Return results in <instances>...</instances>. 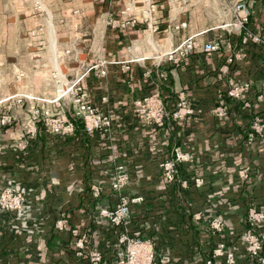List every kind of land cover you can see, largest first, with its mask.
<instances>
[{"label": "crops", "instance_id": "0c3cea01", "mask_svg": "<svg viewBox=\"0 0 264 264\" xmlns=\"http://www.w3.org/2000/svg\"><path fill=\"white\" fill-rule=\"evenodd\" d=\"M194 1L193 8L176 16L178 21L189 24L188 29L178 33L167 35L175 15L164 5L160 8L159 33L149 35L137 26L125 31L103 29L101 40L97 34L95 44H100L101 55L111 64L105 77L90 74L83 84L92 104L112 119L108 136L86 135L78 127L74 137L61 138L41 129L26 150L20 151L16 143L22 136L23 111L16 109L19 118L11 125H0V191L9 184L24 187V210L0 215V264H90L85 257L75 256L69 231L54 230V222L62 211L67 213L70 227L87 234L88 247L101 251L105 264L111 262L119 230L99 215V209L117 204V195L109 185L118 163L124 164L130 174L122 194L143 198L131 207L130 233L152 240L157 252L169 251L175 264H204L216 243L226 236L227 242L237 247L236 264H250L238 236L246 228L248 209H264V141H245L253 113L264 120V102L256 101L257 95L264 96V47L248 46L243 59L230 67L235 79L251 82L247 100L252 107L243 109L241 102H229L228 117L216 119L211 111L225 87L217 80L216 71L229 55L227 45L210 55L195 52L177 66L164 63L157 68L152 59L154 52L163 53L183 37L209 29L224 19L215 5L203 8L201 0ZM248 3L250 27L258 31L264 28V0ZM49 5L52 14L48 12L47 18L36 19L30 28L47 26L53 63H58L57 45L67 47L72 34L67 31L56 43L52 19L81 9L85 15L81 30L90 32L108 8L97 0H53ZM117 8V3L111 5V10ZM34 18L24 24L29 25ZM56 28L59 35L65 31L63 26ZM219 36L237 46L235 35L220 30L208 31L199 39L206 43ZM128 45L133 48L130 52L126 51ZM87 46L88 43L81 50L84 63L91 60ZM140 57L145 60L135 61ZM126 65L129 69H125ZM71 66L76 68L79 64L72 62ZM160 72L168 74L166 81L159 77ZM157 87L169 113L178 94L183 93L193 114L180 121L168 117L161 124L145 123L135 115L133 101L153 93ZM7 95L11 93L0 88V99ZM102 97H106L104 103ZM2 110L0 105V114ZM175 147L189 151L191 159L180 164V181L166 183L160 165ZM244 169L246 179L240 176ZM197 177L203 180L200 187L193 183ZM181 180L187 181V186ZM91 185L102 187L97 200L91 196ZM196 214L201 215L200 219H195ZM213 217H220L227 224L223 235L210 230L208 222Z\"/></svg>", "mask_w": 264, "mask_h": 264}, {"label": "built area", "instance_id": "2783aa9c", "mask_svg": "<svg viewBox=\"0 0 264 264\" xmlns=\"http://www.w3.org/2000/svg\"><path fill=\"white\" fill-rule=\"evenodd\" d=\"M101 4H107L108 8L101 14L90 32L82 31V21L85 15L81 9H73L64 12L58 19L57 24L65 28V33L70 32L72 36L67 47H59L55 50L59 66L51 63L49 79L52 82L53 92L50 95L35 94L31 91H19L0 99L3 110L0 114V125L8 126L15 122L19 115L16 109H21L23 115L20 118L22 136L16 143L20 151L26 150L29 141L36 138L40 130L49 132L53 136L61 138H72L76 135L78 127L86 135L94 133L108 136L112 129V119L109 114L95 107L84 87V80L90 74L99 77L107 75V67L111 64L101 54L100 44H95L97 34L103 39V29L125 31L127 29L142 26L149 34L159 33L160 8L167 6L173 17L170 22V32L178 33L189 27L187 21H178L176 16L188 12L196 4L194 0H97ZM203 8L215 5L224 19L217 25L183 37L177 45H171L163 52H154L152 59L155 67L160 68L164 63L171 66L180 65L185 59L195 52L207 55L217 53L223 45H227L229 55L220 64L216 71V78L224 84L222 92L216 101L211 114L218 120H224L229 115V102H241L243 109H249L252 104L247 100L252 84L248 80H237L230 73V67L237 61L243 59L245 48L250 45L264 47V28L254 31L250 27L251 8L248 0H201ZM53 0H31V11L39 16H48L47 5ZM117 3L118 8L111 10V5ZM226 18V19H225ZM75 20L78 22L75 23ZM74 27L76 29H74ZM102 28V30H101ZM220 30L226 35H235L237 46L233 47L226 43L222 36L202 43L201 35L208 31ZM68 31V32H67ZM47 27L38 24L29 29L27 37L35 44L37 50L45 48V36ZM99 36V35H98ZM57 43V40H56ZM87 46V54L90 53L91 60L82 62L81 50ZM60 48L61 51L58 50ZM132 45L126 47V51L132 50ZM143 61L144 57L136 58L135 61ZM72 62H77L79 67L73 68ZM64 70L62 69V65ZM125 69H129L126 65ZM145 75H149L146 72ZM168 74L160 72L159 77L167 80ZM24 77L23 73L16 75L18 80ZM106 97L101 98L105 102ZM258 103L264 102L263 94L256 96ZM133 111L147 124H161L166 118L180 121L190 117L193 109L188 100L179 93L174 109L169 113L163 96L156 90L142 98L133 101ZM256 139L264 141V120L258 113H253L249 129L245 132V141L252 144ZM191 153L175 147L169 157L165 159L161 167V176L166 183L179 180V166L181 163L190 161ZM242 179L247 178L246 169L240 171ZM130 181L127 167L118 163L112 175L109 189L117 195L118 201L113 208L99 209V215L111 226L116 227L118 237L114 244V254L111 262L107 264H175L174 258L169 251L157 252L152 240L140 236L138 233H130L128 230L132 205L143 201L142 197L129 198L122 194L124 188ZM180 181V180H179ZM196 187L203 185V180L197 177L193 180ZM183 186L187 181L181 180ZM91 196L99 199L102 187L91 185ZM24 187L18 184H9L0 191V215L5 212H21L24 210ZM201 215L196 214L195 219ZM68 215L62 211L54 222L56 232L69 231L73 237V249L76 257H85L90 264H105L104 256L97 249H90L89 239L85 232L78 228L70 227ZM246 228L238 236V241L244 250L245 259L250 264H264V209L250 207L246 214ZM208 226L217 235H223L227 224L220 217L209 219ZM237 247L233 242H227L226 236L216 243L210 255L204 260V264H236L238 260Z\"/></svg>", "mask_w": 264, "mask_h": 264}, {"label": "rangeland", "instance_id": "374dc122", "mask_svg": "<svg viewBox=\"0 0 264 264\" xmlns=\"http://www.w3.org/2000/svg\"><path fill=\"white\" fill-rule=\"evenodd\" d=\"M30 5L31 0H0V88L7 89L11 94L18 92L16 89L24 88L30 91L33 89L31 92L38 91L39 94L50 95L53 92L49 79L53 54L49 48V31L47 30L45 36V48L37 50L25 30L27 27L31 29L37 26L30 28L36 19L48 16L34 14L32 9L26 10ZM49 6V4L46 6L48 12ZM30 17L35 18L31 19L29 25L24 24ZM52 25L56 31V40L59 41L65 32L61 31V35L57 32V18L52 19ZM58 50L61 51L60 48ZM58 61L60 63V60ZM58 63L54 64L60 68ZM64 66L63 64V70ZM19 73L24 74L21 80L16 78Z\"/></svg>", "mask_w": 264, "mask_h": 264}, {"label": "bare ground", "instance_id": "6f19581e", "mask_svg": "<svg viewBox=\"0 0 264 264\" xmlns=\"http://www.w3.org/2000/svg\"><path fill=\"white\" fill-rule=\"evenodd\" d=\"M53 51V50H52Z\"/></svg>", "mask_w": 264, "mask_h": 264}]
</instances>
